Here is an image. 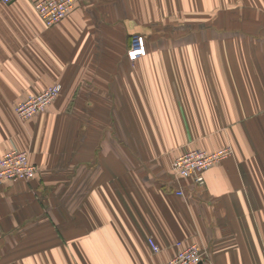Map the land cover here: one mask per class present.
I'll use <instances>...</instances> for the list:
<instances>
[{
  "label": "crops",
  "instance_id": "obj_1",
  "mask_svg": "<svg viewBox=\"0 0 264 264\" xmlns=\"http://www.w3.org/2000/svg\"><path fill=\"white\" fill-rule=\"evenodd\" d=\"M36 1L0 0V158L39 168L0 187V264H165L194 244L200 264H264V0H78L50 28ZM227 146L203 185L175 180L184 152Z\"/></svg>",
  "mask_w": 264,
  "mask_h": 264
},
{
  "label": "built area",
  "instance_id": "obj_2",
  "mask_svg": "<svg viewBox=\"0 0 264 264\" xmlns=\"http://www.w3.org/2000/svg\"><path fill=\"white\" fill-rule=\"evenodd\" d=\"M15 0H4L10 3ZM78 0H37L35 10L48 28L65 20L75 9ZM147 54V44L141 35L133 36L128 50V59L135 62ZM62 92V85L56 84L47 88L41 94H30L15 108V113L21 121H29L34 117L45 113L46 110L58 99ZM233 155L230 146L214 152L198 149H190L172 162V174L177 182L187 178H193L198 185L205 183L204 173L217 166ZM39 173V168L33 165L27 152L12 149L0 158V187L7 183L31 182ZM176 195L184 197L185 192L180 187ZM154 254L160 253V248L149 240ZM205 255L198 245L181 246L176 257L165 264H200Z\"/></svg>",
  "mask_w": 264,
  "mask_h": 264
},
{
  "label": "rangeland",
  "instance_id": "obj_3",
  "mask_svg": "<svg viewBox=\"0 0 264 264\" xmlns=\"http://www.w3.org/2000/svg\"><path fill=\"white\" fill-rule=\"evenodd\" d=\"M167 30H168V28H167ZM166 31V30H165ZM166 33H167V35L169 34V33H171V31L170 30H168V31H166ZM147 55V54H146ZM47 111V110H46Z\"/></svg>",
  "mask_w": 264,
  "mask_h": 264
},
{
  "label": "trees",
  "instance_id": "obj_4",
  "mask_svg": "<svg viewBox=\"0 0 264 264\" xmlns=\"http://www.w3.org/2000/svg\"><path fill=\"white\" fill-rule=\"evenodd\" d=\"M132 40V39H131ZM130 44H131V42H130ZM129 48H130V46H129Z\"/></svg>",
  "mask_w": 264,
  "mask_h": 264
}]
</instances>
